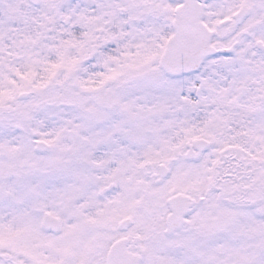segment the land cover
I'll return each mask as SVG.
<instances>
[{"label": "snow or ice", "instance_id": "snow-or-ice-1", "mask_svg": "<svg viewBox=\"0 0 264 264\" xmlns=\"http://www.w3.org/2000/svg\"><path fill=\"white\" fill-rule=\"evenodd\" d=\"M0 264H264V0H0Z\"/></svg>", "mask_w": 264, "mask_h": 264}]
</instances>
